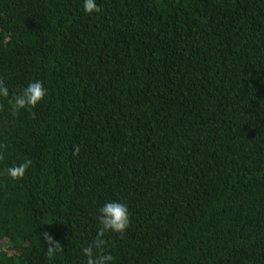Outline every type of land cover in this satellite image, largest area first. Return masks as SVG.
I'll list each match as a JSON object with an SVG mask.
<instances>
[{"label": "trees", "instance_id": "1", "mask_svg": "<svg viewBox=\"0 0 264 264\" xmlns=\"http://www.w3.org/2000/svg\"><path fill=\"white\" fill-rule=\"evenodd\" d=\"M83 3L0 0L9 99L46 89L0 97V264H87L108 201L111 264H264V0Z\"/></svg>", "mask_w": 264, "mask_h": 264}, {"label": "clouds", "instance_id": "2", "mask_svg": "<svg viewBox=\"0 0 264 264\" xmlns=\"http://www.w3.org/2000/svg\"><path fill=\"white\" fill-rule=\"evenodd\" d=\"M83 11L85 13H99L101 8L96 3V0H84ZM46 95V89L43 83L39 80L30 82L22 91H19L11 95L7 85L2 79H0V97L8 100L13 114L18 113L22 109L29 107H35ZM6 145H0V160L4 159V153L2 151ZM79 151L78 147L75 149ZM31 165L30 159H25L23 162L13 164L6 169L7 174L13 179H22L26 173V170ZM98 230L97 235L91 241V243L83 248V253L87 257V264H111L114 257L111 253L106 252V240L105 235L108 232H115L123 234L129 227V210L126 204L116 201L106 202L99 210ZM47 245L46 255L51 259L55 257L57 253L63 251V246L59 241L47 232L41 234Z\"/></svg>", "mask_w": 264, "mask_h": 264}]
</instances>
